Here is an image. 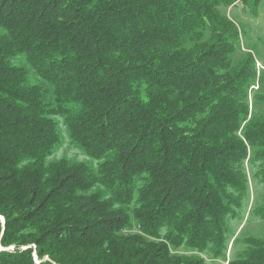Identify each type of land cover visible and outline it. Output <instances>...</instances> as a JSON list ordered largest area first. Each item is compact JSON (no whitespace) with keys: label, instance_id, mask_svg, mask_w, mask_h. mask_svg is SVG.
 Instances as JSON below:
<instances>
[{"label":"trees","instance_id":"obj_1","mask_svg":"<svg viewBox=\"0 0 264 264\" xmlns=\"http://www.w3.org/2000/svg\"><path fill=\"white\" fill-rule=\"evenodd\" d=\"M263 1L0 0V264H264L230 231L252 179L264 220V62L223 12ZM57 116L96 170L47 161Z\"/></svg>","mask_w":264,"mask_h":264},{"label":"rangeland","instance_id":"obj_2","mask_svg":"<svg viewBox=\"0 0 264 264\" xmlns=\"http://www.w3.org/2000/svg\"><path fill=\"white\" fill-rule=\"evenodd\" d=\"M223 12L235 22H237L243 30L240 50L242 52L253 50L257 58L261 60L260 63L262 64V62H264V1L260 6L258 16H254L249 10L245 9L241 3H238L229 10L223 9ZM14 62L17 65L27 67V63L21 57L15 59ZM32 78L34 83L40 84L42 87H44V81L33 75ZM54 119L58 124L57 128L60 135V143L57 145L47 161L52 162L61 159H67L73 162L85 163L92 169L96 170L99 162L90 157L84 150L80 149L72 142L64 119L59 116L55 117ZM261 192L262 189L256 187L252 179L251 201L248 205L247 212L241 214L243 219L236 218L230 220V231L233 233L238 230L237 235H239V241L234 248L235 252H241L245 248L244 240L246 238L251 236L264 237V220L252 215V212L249 214L250 210L253 208V201L256 199L257 194ZM0 223L1 226L4 227L5 220L2 216H0ZM0 245L2 246L1 241ZM2 247L4 248V251L0 252H15L16 249L14 245ZM24 248H27V246H23V248L21 247L20 250H25ZM33 250L36 255V264H38L37 261L40 264L42 261L46 260L44 259L41 261L38 259L35 246H33Z\"/></svg>","mask_w":264,"mask_h":264},{"label":"built area","instance_id":"obj_3","mask_svg":"<svg viewBox=\"0 0 264 264\" xmlns=\"http://www.w3.org/2000/svg\"><path fill=\"white\" fill-rule=\"evenodd\" d=\"M30 248L33 249V246H31V245L30 246H27V250L30 249ZM0 251H4V248L2 246L0 247ZM22 251H26V250H22ZM33 258H34V261H36V255H35V253H33Z\"/></svg>","mask_w":264,"mask_h":264},{"label":"bare ground","instance_id":"obj_4","mask_svg":"<svg viewBox=\"0 0 264 264\" xmlns=\"http://www.w3.org/2000/svg\"><path fill=\"white\" fill-rule=\"evenodd\" d=\"M0 247H1V245H0ZM23 248V247H22ZM25 250H27V248H24ZM37 263L39 264V262L37 261Z\"/></svg>","mask_w":264,"mask_h":264}]
</instances>
